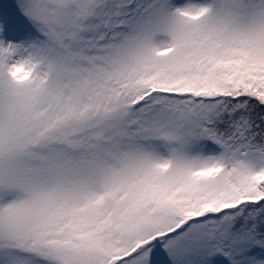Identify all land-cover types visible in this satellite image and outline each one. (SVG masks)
Returning <instances> with one entry per match:
<instances>
[{
  "label": "snow or ice",
  "instance_id": "1",
  "mask_svg": "<svg viewBox=\"0 0 264 264\" xmlns=\"http://www.w3.org/2000/svg\"><path fill=\"white\" fill-rule=\"evenodd\" d=\"M0 264H264V0H0Z\"/></svg>",
  "mask_w": 264,
  "mask_h": 264
}]
</instances>
